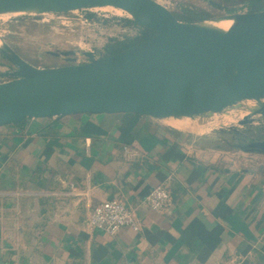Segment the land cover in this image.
<instances>
[{
    "label": "crops",
    "instance_id": "0c3cea01",
    "mask_svg": "<svg viewBox=\"0 0 264 264\" xmlns=\"http://www.w3.org/2000/svg\"><path fill=\"white\" fill-rule=\"evenodd\" d=\"M166 120L80 114L0 127V264H264V155ZM158 185L172 196L161 214L145 202ZM113 200L136 212L139 232L88 227Z\"/></svg>",
    "mask_w": 264,
    "mask_h": 264
},
{
    "label": "water",
    "instance_id": "95a60500",
    "mask_svg": "<svg viewBox=\"0 0 264 264\" xmlns=\"http://www.w3.org/2000/svg\"><path fill=\"white\" fill-rule=\"evenodd\" d=\"M102 8L123 11L151 30V38L109 57L87 52V63L70 59L71 65L57 68L35 67L3 43L0 53L11 70L1 74L10 80L0 83V127L80 114L213 119L248 101L257 107L239 127L257 140L244 150L264 155V11L224 18L233 25L222 30L208 21H180L156 0H0V15Z\"/></svg>",
    "mask_w": 264,
    "mask_h": 264
},
{
    "label": "rangeland",
    "instance_id": "374dc122",
    "mask_svg": "<svg viewBox=\"0 0 264 264\" xmlns=\"http://www.w3.org/2000/svg\"><path fill=\"white\" fill-rule=\"evenodd\" d=\"M165 5L173 13L179 11L178 8H200L213 12L217 18L208 23L218 22L231 15L225 11L211 9L207 0H156ZM225 2V0H221ZM240 7V6H239ZM248 13L247 8L240 7V13ZM93 13L100 17H118L129 18V16L113 8H102L92 10L91 12L70 13L69 15H45L40 16L37 20L30 17L35 15H0V40L2 43H8L15 51L28 63L38 68H57L71 65L70 59L75 64H84L88 59L84 53L95 52L98 57H102L104 49L108 43L114 39L122 38L124 30L114 22L97 25L84 24L85 17ZM236 15V14H234ZM28 16V17H27ZM23 17V19H22ZM84 17V18H83ZM115 23V24H114ZM53 53H70L74 54L59 57L49 55ZM9 67L4 64L0 56V75L8 72ZM10 78L0 77V83L6 82ZM257 107L256 102H243L236 108H230L221 115L210 118L184 119L192 124L186 131L206 133L221 128L228 130L237 126L239 122L247 116L251 109ZM209 119V120H208ZM192 120V121H191ZM170 121L166 120V123ZM228 141L233 140L234 134L226 132ZM232 139V140H231ZM229 143V144H230ZM233 144L239 145V141H232ZM255 153V152H251Z\"/></svg>",
    "mask_w": 264,
    "mask_h": 264
},
{
    "label": "trees",
    "instance_id": "16d2710c",
    "mask_svg": "<svg viewBox=\"0 0 264 264\" xmlns=\"http://www.w3.org/2000/svg\"><path fill=\"white\" fill-rule=\"evenodd\" d=\"M207 4L211 9L218 10V11L223 10L227 12V14L229 15L237 14L239 12L240 7L247 8L248 13L264 11V0H225V2H222L221 0H207ZM178 10L179 11L173 14L176 16L178 20L183 21V22L201 23L205 21H211L217 18V15H215L213 12L200 9V8L195 9L191 7H186V8L180 7L178 8ZM82 12H91V11L83 10ZM66 15H69V14H66ZM35 16L37 17H30V18L32 19L34 18L33 19L34 21L40 18L39 15H35ZM85 18L88 19L92 23V25H97V23H100V24L101 23L102 24L111 23L115 21L117 26H119L120 28L124 30L125 35H123L122 38L114 39L110 43L107 44V46L104 49V54L102 57H109V56H113L115 54L124 52L151 38L152 31L140 26L130 17L129 18H118V17L106 18V17H100L99 15H94L93 13H90ZM0 56H2L1 53H0ZM2 59L4 60V64L10 68V64L3 56H2ZM22 124H20L19 126H21Z\"/></svg>",
    "mask_w": 264,
    "mask_h": 264
},
{
    "label": "built area",
    "instance_id": "2783aa9c",
    "mask_svg": "<svg viewBox=\"0 0 264 264\" xmlns=\"http://www.w3.org/2000/svg\"><path fill=\"white\" fill-rule=\"evenodd\" d=\"M79 12L82 11H75L72 13ZM104 17L108 18V16ZM83 22L84 24L92 26V23L86 18ZM145 202L153 212L161 214L167 211L171 206L172 196L167 187L158 185L147 196ZM87 224L90 229L101 230L110 235H116L124 228L132 229L135 232L141 230V224L136 212L118 200L104 202L95 207L88 217Z\"/></svg>",
    "mask_w": 264,
    "mask_h": 264
},
{
    "label": "flooded vegetation",
    "instance_id": "af4514ba",
    "mask_svg": "<svg viewBox=\"0 0 264 264\" xmlns=\"http://www.w3.org/2000/svg\"><path fill=\"white\" fill-rule=\"evenodd\" d=\"M10 70L11 68L8 69V71ZM232 133L234 134V137L232 138L233 141H239L240 144L238 146H240L243 149H247V148L250 149L249 148L250 144L257 140V137L247 134L245 130L243 131L239 130V132H232Z\"/></svg>",
    "mask_w": 264,
    "mask_h": 264
},
{
    "label": "bare ground",
    "instance_id": "6f19581e",
    "mask_svg": "<svg viewBox=\"0 0 264 264\" xmlns=\"http://www.w3.org/2000/svg\"><path fill=\"white\" fill-rule=\"evenodd\" d=\"M119 11H121V10H119ZM121 12H123V11H121ZM207 25L215 27V28H219V29H222V30H228L233 25V21L223 20V21L212 22V23L210 22V23H207ZM2 46H3V43L0 40V47H2ZM183 122L186 125L190 123V121H188V120L187 121L184 120Z\"/></svg>",
    "mask_w": 264,
    "mask_h": 264
}]
</instances>
